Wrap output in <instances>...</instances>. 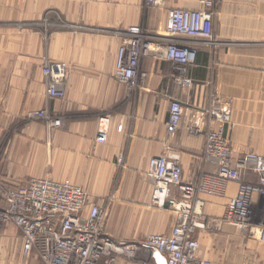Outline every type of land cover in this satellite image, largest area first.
I'll return each mask as SVG.
<instances>
[{
    "label": "crops",
    "instance_id": "1",
    "mask_svg": "<svg viewBox=\"0 0 264 264\" xmlns=\"http://www.w3.org/2000/svg\"><path fill=\"white\" fill-rule=\"evenodd\" d=\"M214 1L215 17L204 29L213 41L194 39L197 55L188 72L193 85L175 82L171 62L146 56L140 69L148 76L130 88L114 75L122 31L139 24L161 37L171 9H200L204 0H0V183L70 179L89 194L85 212L93 203L107 207L105 230L114 239L169 235L177 212L153 205L149 159L166 152L179 156L187 181L216 172V159L204 158L205 109L213 97L231 104L226 134L233 161L247 151L264 154V0ZM47 59L68 68L63 98L47 94ZM173 97L183 102L184 113L178 129L169 132ZM42 109L61 122L51 125L35 115ZM105 114L111 120L103 143L97 137ZM238 187L230 182L223 197L202 195L196 210L205 227L195 233L201 257L216 264H264V196H253L243 231L226 219ZM10 264H18L16 255ZM21 264L41 261L24 258Z\"/></svg>",
    "mask_w": 264,
    "mask_h": 264
},
{
    "label": "built area",
    "instance_id": "2",
    "mask_svg": "<svg viewBox=\"0 0 264 264\" xmlns=\"http://www.w3.org/2000/svg\"><path fill=\"white\" fill-rule=\"evenodd\" d=\"M151 3L158 0H149ZM216 2L204 0L200 9L173 8L168 15L164 34L151 37L141 25H131L121 33L116 52L115 78L130 88H136L147 78L140 69L142 57L152 56L171 62L176 70L174 80L191 87L189 66L195 62L197 47L194 39H212L205 33V25L213 21ZM45 24H49L45 19ZM42 72L47 79L50 98L66 94L68 68L65 63L45 61ZM206 108L209 127L206 132L204 158L216 159V172H202L197 178L183 179L179 156L166 152L149 159V175L154 179L151 194L153 205L177 212V222L169 235L152 233L141 240L119 241L105 230L107 207L89 203L88 192L70 179L31 177L16 184L0 183V224L12 223L22 232V255L25 260L38 258L41 264H119L120 259L136 264H216L201 257V244L195 233L205 227V219L196 208L202 195L225 196L230 182H237L238 192L228 205L226 219L246 231L253 214V196H264V154L247 151L232 159L227 128L232 122L231 104L219 97L212 98ZM184 113L183 102L173 97L167 129H178ZM51 125L60 118L49 110L35 112ZM111 116L100 118L97 141L105 142ZM119 162L123 157L118 158ZM257 175L248 180L246 173Z\"/></svg>",
    "mask_w": 264,
    "mask_h": 264
},
{
    "label": "rangeland",
    "instance_id": "3",
    "mask_svg": "<svg viewBox=\"0 0 264 264\" xmlns=\"http://www.w3.org/2000/svg\"><path fill=\"white\" fill-rule=\"evenodd\" d=\"M14 225L0 224V249L3 254L2 264H10L16 255L18 264L23 263L24 257L20 253L22 232Z\"/></svg>",
    "mask_w": 264,
    "mask_h": 264
}]
</instances>
